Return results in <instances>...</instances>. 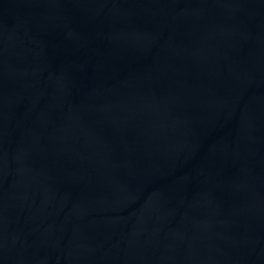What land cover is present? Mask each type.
Here are the masks:
<instances>
[{
    "label": "water",
    "instance_id": "water-1",
    "mask_svg": "<svg viewBox=\"0 0 264 264\" xmlns=\"http://www.w3.org/2000/svg\"><path fill=\"white\" fill-rule=\"evenodd\" d=\"M0 264H264V0H0Z\"/></svg>",
    "mask_w": 264,
    "mask_h": 264
}]
</instances>
